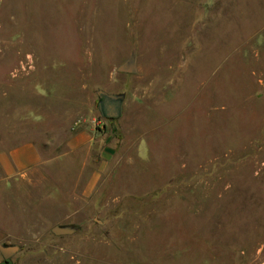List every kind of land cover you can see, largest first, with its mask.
<instances>
[{
    "label": "rangeland",
    "instance_id": "obj_1",
    "mask_svg": "<svg viewBox=\"0 0 264 264\" xmlns=\"http://www.w3.org/2000/svg\"><path fill=\"white\" fill-rule=\"evenodd\" d=\"M29 143L9 264H264V0H0V152Z\"/></svg>",
    "mask_w": 264,
    "mask_h": 264
},
{
    "label": "water",
    "instance_id": "obj_2",
    "mask_svg": "<svg viewBox=\"0 0 264 264\" xmlns=\"http://www.w3.org/2000/svg\"><path fill=\"white\" fill-rule=\"evenodd\" d=\"M118 72L126 74L137 73V60L132 57L124 62L118 68ZM98 97L101 99L99 103V110L102 116L109 119H118L122 115L123 103L125 99L124 94H108L105 91H98ZM104 102H108L110 107L106 109ZM51 232L58 237L71 236L77 232L74 225H56L52 228ZM20 247L18 245H4L0 244V263L11 260L18 252Z\"/></svg>",
    "mask_w": 264,
    "mask_h": 264
},
{
    "label": "crops",
    "instance_id": "obj_3",
    "mask_svg": "<svg viewBox=\"0 0 264 264\" xmlns=\"http://www.w3.org/2000/svg\"><path fill=\"white\" fill-rule=\"evenodd\" d=\"M84 140H87L85 134H80L77 138L73 139L71 146H80L81 141ZM4 152L6 151L0 152V168L8 178L26 174L42 163L40 150L31 143L15 149H9V153H6L7 155ZM3 263L9 264L7 261Z\"/></svg>",
    "mask_w": 264,
    "mask_h": 264
},
{
    "label": "flooded vegetation",
    "instance_id": "obj_4",
    "mask_svg": "<svg viewBox=\"0 0 264 264\" xmlns=\"http://www.w3.org/2000/svg\"><path fill=\"white\" fill-rule=\"evenodd\" d=\"M98 101L100 103L101 99L99 98ZM104 104H105L106 109L110 107V104L108 102H106V103L104 102ZM4 245H7V244H4ZM8 262L10 263V261H8Z\"/></svg>",
    "mask_w": 264,
    "mask_h": 264
}]
</instances>
